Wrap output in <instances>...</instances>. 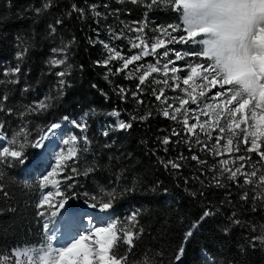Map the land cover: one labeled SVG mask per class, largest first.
I'll return each mask as SVG.
<instances>
[{"label":"trees","instance_id":"16d2710c","mask_svg":"<svg viewBox=\"0 0 264 264\" xmlns=\"http://www.w3.org/2000/svg\"><path fill=\"white\" fill-rule=\"evenodd\" d=\"M95 1L100 0H0V80L12 79L4 72L17 64L21 69L18 83L0 84V107L12 110L10 115L0 112V122L5 125L0 131L7 146L21 128L31 140L65 116L90 113L85 135L91 143L79 146L78 158L60 176L73 179H65L61 189L67 192L66 185L73 186L78 198L68 200L71 207L86 204L85 192L107 199L101 190H115L118 199L110 211L118 228L127 225V218L133 213L138 214L132 229L137 234L135 246L128 252V245L122 241L120 244L119 252L129 256L128 264H145L146 253L156 264H169L194 224L198 226L184 246L182 264H264V243L259 239L264 235V185L259 182V176L264 174V160L258 152L245 150L249 145L239 143L242 133L235 130L232 152L227 155L231 167L222 165L221 158L213 154L216 131L210 132L211 138L208 133H189L181 111L175 120L163 115L165 108L170 114L174 112L181 86L169 85L165 89L156 72H150L145 84L139 85L142 74L133 69L134 63L123 68L120 59L110 60L105 66L104 49L96 37L110 20L94 15ZM108 8L116 11L119 21L137 26L145 39L160 40L169 24L176 27V38L186 34L172 0H156L155 4L152 0H119L102 11L107 12ZM36 9H41L39 14ZM21 52L23 59L18 60ZM156 55L157 51L149 53L139 64H154ZM53 59L64 63L52 66ZM65 70V84L60 85L61 77L55 73ZM188 75L186 69L184 78ZM157 95H161L160 100ZM40 101L51 107L41 112L27 111ZM113 112L119 113L131 128L119 130L110 121L112 127L105 126L104 131L109 133L105 137L99 125ZM165 138L170 142L163 143ZM17 139L23 142V136ZM237 146L240 152L235 151ZM84 147L88 151H83ZM260 150L264 151V146ZM33 152L35 149L26 147V155ZM194 155L203 163L193 160ZM241 155L250 159H236ZM170 161L179 167L173 168ZM240 164L245 165L244 172L256 171L252 184H244V176L238 174L243 186L238 187L227 179L226 172L221 174L222 168L235 170ZM73 166L80 171L88 167L95 170L88 176H76L71 172ZM0 170V186L4 189L0 192V262L14 264L15 251L45 243L42 218L37 216L36 208L42 197L40 174L18 163L15 167L0 166ZM217 178L224 187L216 186ZM245 191L248 199L242 200ZM205 211L212 214L201 220ZM233 218L240 223H232Z\"/></svg>","mask_w":264,"mask_h":264},{"label":"snow or ice","instance_id":"6c2138e0","mask_svg":"<svg viewBox=\"0 0 264 264\" xmlns=\"http://www.w3.org/2000/svg\"><path fill=\"white\" fill-rule=\"evenodd\" d=\"M136 0H133L135 3ZM155 4L156 0H152ZM261 4H264V0H259ZM173 3V0H172ZM181 0H175L173 6L178 11ZM49 5L46 3L44 8L47 9ZM77 11H83L76 9ZM41 9H36L37 14ZM99 15V13H96ZM168 28H171L173 32L177 29L174 25L169 24ZM237 29L243 33L246 30V25L243 20H241L237 24ZM163 30V29H161ZM264 30V23L256 26L254 30H248L251 40L250 46H245V51L242 55H235L228 59V61L224 64V74L221 75L220 72L213 66V64H209L205 66V70L207 71L209 68L212 71L208 72V75L204 76L203 79L208 81L209 77H211V84L216 85L219 82V89L215 96H224L225 99L220 104H206L204 109L201 110L203 115H208L207 109H218L219 111L215 112V117L213 119V126L219 127V132L224 133L225 127L220 124V118L223 114V110H227V115L229 118L227 120V129L231 135L227 138V143L220 147V149L214 152V155H219L222 152H232V148L230 147L233 144V137L237 136L236 129H240V132L243 134V139L239 141V143H243L245 145H249V137H251L250 145L246 147V151L258 152L261 159H264V151H261V147L264 146L262 143L264 142V48H262L257 41L260 39L258 36V32ZM133 31H137V29H133ZM206 29H197V30H189L186 27H183V32L186 35H180L178 38L179 43H190L192 45H199L200 35L205 32ZM170 35V34H169ZM171 40H177L176 37H170ZM205 44L208 42L205 41ZM164 46L163 40H157V42L151 44V53L155 54L158 48ZM105 48H109L108 44L104 45ZM132 47H138V45L133 44ZM66 49H61L60 51H65ZM27 50L25 49V52ZM56 51V50H54ZM111 51V49H109ZM117 55H119L117 53ZM149 55L148 48L145 47L144 51L140 55H133L130 59H125L123 63V68H128V65L133 61H137L141 59V56ZM169 55L168 51L163 53L164 57ZM184 55H196L206 58L207 52L194 51L192 49H185ZM24 56V52L17 54V59L22 60ZM116 57H110V59ZM184 57L180 54V51L176 52L175 60L180 61ZM208 60V59H207ZM64 63V60L53 59L50 61L52 66H59ZM159 64V60L157 61ZM171 63V61H169ZM105 66H107L108 61L104 62ZM191 68V74L183 79L184 85H190V81H193L195 75L199 73V69L201 65L198 63L195 67ZM149 71H145L142 75L139 76V85H144L146 78L149 76L150 72H157L159 69L156 66L149 64ZM164 75L167 76L169 67L168 63L163 65ZM172 73H176L178 71L177 67H172ZM122 71V69H117V72ZM139 71V69H137ZM21 72L20 65L17 64L14 68L10 70H6L4 72L5 76H11L12 79L3 81L0 80V84L9 83L16 84L19 82V74ZM57 76L61 77L59 83L60 85L65 84V80L63 77L67 74V71H60L55 73ZM107 79V77H106ZM174 80H179L180 77L173 76ZM159 83L160 81H156ZM167 84V80L164 81ZM139 85L137 86L139 88ZM225 85H231L232 87L228 90L231 95L225 96L223 91ZM95 88L96 85H93ZM193 92L196 91L195 88L192 89ZM120 92L123 93L124 90L120 89ZM163 94V90H161V95ZM204 91L202 90L199 95L200 97L204 96ZM136 94L133 93V96ZM161 95H157L156 99L160 100ZM191 104L195 105L198 102V98L195 95H191L189 93ZM126 98V97H125ZM3 100H7V96L3 97ZM236 102V106L234 108H229V105H232ZM180 107L175 108L172 114L169 113L167 108L164 109L163 115L170 119H177V115L180 112V109L183 108L186 104L189 103L186 99L179 100ZM51 105L46 101L38 102L34 107H29L27 109L28 112H41L46 111ZM172 105L169 104L168 108H171ZM7 111V114H12L11 109L5 110L3 107H0V112ZM187 111V110H186ZM195 111V109H192ZM246 112L249 115H246ZM198 114V115H199ZM23 116L24 113H21ZM111 115H118L113 112ZM64 120H68V117H63ZM73 127L80 129L81 132H85L87 130L86 124L80 123L78 121H71ZM183 124L189 133L193 132L194 129L197 128L198 124L200 125L201 131L206 132L205 125L207 121L204 123H200L197 116V123L189 124L188 117L185 115L183 120ZM243 125V127H241ZM5 125L3 122H0V130L4 129ZM117 128L119 130H127L131 128V124L125 123L123 121L117 122ZM56 130L63 131L62 125L59 122H54L48 126L46 130H42L41 134L37 136L35 139H29L28 133L25 129L21 128L20 131L15 133L13 137L8 141L9 146H0V166L7 167H15L16 164H20L24 169H31L33 172L43 174L39 179V187L41 190L47 188L49 185H52L56 188V191H47L46 193L42 191V197L36 204L37 208V216L44 219L45 221H50L51 218L57 216L60 209H65V204L69 199L78 198L77 194L72 191V185L68 184L67 192L62 191L57 185L59 181L56 177L61 173V171H65L68 169L67 161L77 156L79 151L77 147V143L79 140L83 141V144L86 146L90 144V140L85 136H76L70 135L67 138L61 137V144L56 145L55 148H50V145L55 144V137L60 136ZM105 137L109 135L108 131H104L102 133ZM178 134V133H174ZM3 132L0 131V137H3ZM209 138H211V133H208ZM23 136V142L17 139V137ZM223 137L217 135L215 137L216 145H220L221 139ZM169 139L165 138L163 143H169ZM199 143L200 141L197 140ZM14 146V147H13ZM31 147L36 149L37 151L31 153L30 155L25 154L26 147ZM205 147H207L205 145ZM59 148V151L56 150ZM83 151H88L87 147L83 148ZM236 152H240L241 149L239 146L235 149ZM54 159V163H53ZM193 160H197L198 162L203 163L199 160L198 156H192ZM236 159L240 161H248L250 157L248 156H238ZM173 168H178L179 165L175 162H169ZM220 163L222 165L227 166L228 160H221ZM167 166V165H166ZM245 168L244 164H240L235 170L231 168L224 167L221 169V174L225 172L228 174L227 179L235 181L238 187H243L240 185L239 180L237 179L238 174L244 176V184H252L253 181L251 179L252 176H255L257 173L253 171L251 173L244 172L242 169ZM94 167H88L83 171L78 170L77 167H71V172L76 176H88L90 173L94 171ZM3 176V171L0 170V177ZM66 180L73 179L72 176L64 177ZM259 182L261 185H264V174L259 176ZM217 187H224L225 185L221 183L218 178L216 180ZM135 189H128V191H134ZM4 189L0 186V192H3ZM104 197L107 199H98L95 195H90L89 193H83V196L86 198L85 203L88 208L97 209L95 213H86L85 218L87 219V227L83 229V234L80 232L76 233V237H74L71 242L66 245H53L54 237L52 235L47 236V242L44 247L41 248H25L22 250V257L27 259L28 264H128L129 256L127 254L121 255L119 252L121 241L123 244L128 245V252H131L132 248L135 246V237L136 233L133 232V228L136 227L137 223V213H133L131 216L127 218V225L124 227L118 228L116 218L114 217V213L110 210L114 208V204L118 199V193L113 191H103ZM166 191V190H165ZM59 198V199H57ZM242 200L248 199V192L245 191L241 195ZM68 209H65L67 212ZM103 214V215H101ZM212 213L210 211H205L201 217V220L207 218ZM232 223L239 224L240 221L238 219L233 218ZM129 225L131 227H129ZM198 226V224L193 225V229L189 230L185 233L183 243L178 247V249L173 253L172 257L169 260V264H181V259L184 254V246L187 241L191 239L194 234V229ZM42 229L47 231L49 229V222L43 223ZM142 232L143 230L140 229ZM225 233L227 234L228 229L225 228ZM259 239L262 243H264V235L260 236ZM254 246V243H253ZM156 264L155 259L152 258L149 254H145V264ZM19 264V261L16 262Z\"/></svg>","mask_w":264,"mask_h":264},{"label":"rangeland","instance_id":"374dc122","mask_svg":"<svg viewBox=\"0 0 264 264\" xmlns=\"http://www.w3.org/2000/svg\"><path fill=\"white\" fill-rule=\"evenodd\" d=\"M118 1L119 0H100L99 2L95 1V5L93 6V9H94V15H96V13H99L100 17L103 18V21L106 19L110 20L109 22H106L105 26L102 27L103 29L100 32H98V35L96 37L97 41H99V43H101V45L103 46L106 61L120 59L121 64L123 65L125 59H130L131 56L133 55H140L144 51L145 47H147L149 53H151V44L157 42V40L151 41L150 39H145L140 34V29L137 26L132 25V24H126V23L119 21L115 10L108 8L107 12L102 11L104 7H109L111 3H117ZM98 6H100V9L97 8ZM133 29H137V31H133ZM182 30H183V26H182ZM263 32L264 30H261L260 32H258V36L260 38L261 36H264ZM173 34L174 32L172 31V29L169 30V28L163 31L162 38L160 40L164 41V46L156 50L157 55L154 56V59H153L154 64L148 63L142 67L139 64V61L146 56H141L140 60L132 62L134 63L133 69L135 68L136 72H140L141 74H143L145 71H149L148 66L149 64H151L153 66H156L159 69V71H157L156 73L157 75H159L158 79L160 78L163 81V86L165 89L169 85H171L172 88H177L178 86H181L182 92L177 97V100H176L177 106H175L174 109L180 107V103H179L180 99L188 100L189 103L184 106L185 108L180 109L182 113L181 117H185V115H187L189 124L197 123V116H198L200 123H204L205 121H207V124L205 125L206 132L201 131L199 124L197 128L193 130V132L197 131L198 133L201 132V133L206 134V133H210L211 131H216L214 137H216L217 135H220L223 137L221 139L220 145H216V142L214 143L213 149L215 151H218L221 146L227 143V138H228V133H229L227 129V120L232 119V118L228 117L226 109L223 110V114L221 115V118H220V124L225 127V132L220 133L219 127L213 126V119L215 117V112L219 111L218 109H215L214 107L212 109H207L208 115H203L199 113H201V110L204 109V106L206 104H213V105L220 104L225 99V97L215 96V93L218 90H220L219 82L216 85H212L211 77H209L208 81H205L203 79L204 76L208 75V72L212 71V69L210 68L207 71L205 70V66L211 64V62L207 60V58H204L201 56L184 55L185 49L194 50V48H196V51H201L200 46L192 45L188 42L183 43V44L179 43L178 38L177 40L173 41L170 39V37H176ZM259 40L257 41V43L260 45ZM105 44H108L109 48H105L104 47ZM133 44L138 45V47H135V48L132 47ZM109 49H111V51H109ZM124 50L126 52H124ZM129 51H135V53L128 54ZM165 51H168L169 53L167 57L163 56V53ZM177 51H180V54L184 57L180 61L175 60V55ZM117 53L119 55H117ZM110 57H116V58L110 59ZM186 57L194 58V60L187 61L185 60ZM158 60H159V64L157 63ZM169 61H171V63H169ZM165 63H168V67H169L167 76L164 75V69H163V65ZM198 63L201 65L199 69V73L194 76L193 81H190V85H184L183 79H184V73L186 69L189 70V75L191 74V68L189 67V64H191L192 67H195L196 64ZM172 67H177L178 69V71L175 74L172 73L170 70ZM137 69H139V71H137ZM173 76H178L180 77V79L174 80ZM165 80H167V84L164 83ZM231 87H232L231 85L224 86L223 91L225 93V96L231 95V93L228 91ZM193 88L196 89L195 92L192 91ZM202 90L204 91L205 94L203 97H200L199 93ZM189 93H191V95L197 96L198 98L197 104L195 105L191 104ZM235 106H236V102H234L232 105H229L228 107L234 108ZM192 109H195V111H192ZM117 114L118 115L109 114L105 116L104 122H102L99 125V128L102 132L105 130V126L112 127V125H110V121H113L115 126L117 127V122L122 121L120 119L121 117L120 114L119 113ZM89 115L90 113H86L84 115H81L80 117H74L70 115V116H67L68 120H64L62 118L56 121L62 125L63 131L60 132V130H56L58 133H60V136L54 138L55 144L50 145V148H55L56 145L58 144L62 146L61 137L67 138L70 135H76L78 137L85 136L87 130L85 132H81L80 129L73 127L71 121H78L80 123L86 124V119L87 117H89ZM246 115H249V114L246 112ZM241 127H243V125H241ZM236 131H240V129L238 128L236 129ZM242 137H243V134H242ZM250 141H251V137H249V145H250ZM82 143H83L82 140L78 141L77 143L78 149ZM0 145L7 146V141L4 136L0 137ZM56 150L59 151V148H56ZM228 154L229 152L225 151L217 156L220 157L221 160H225V159L228 160L227 159ZM73 159H75V157L67 161V164H69ZM53 163H54V159H53ZM228 166L231 167L229 160H228ZM63 173L64 171H61V173L56 177V179L59 181V184L57 185V187H59L60 189L62 188L61 187L62 182L65 181V179L60 178V176L63 175ZM43 174L45 173L41 172L39 176L41 177ZM49 190L54 192L56 191V188L53 187L52 185H49L47 188L43 189L42 191L46 193ZM65 209H68V211L65 212ZM65 209H60L57 216L54 218H51L50 221H45L44 219H42L43 223L49 222V229L47 231L44 230V233L46 236L45 244L40 247H32V248L44 247L46 245L48 235H52L54 237L53 245H66L67 243L71 242V240L74 237H76L77 232H80L81 234H83V229L87 227V219L85 218L86 213L97 212V209L88 208L86 204H81L76 207H71L69 201L66 202ZM75 215L76 217H74ZM70 235H72V237H70ZM22 250L23 249H20L14 252L12 263L16 264V262L19 261V264H28L27 259L22 257L21 255ZM1 264H8V263L2 262Z\"/></svg>","mask_w":264,"mask_h":264},{"label":"clouds","instance_id":"9594fccd","mask_svg":"<svg viewBox=\"0 0 264 264\" xmlns=\"http://www.w3.org/2000/svg\"><path fill=\"white\" fill-rule=\"evenodd\" d=\"M178 14L183 27L206 29L199 37L200 50L207 52L206 58L223 75L228 59L250 46L248 30L264 23V4L259 0H181ZM241 20L246 25L243 33L237 29Z\"/></svg>","mask_w":264,"mask_h":264},{"label":"bare ground","instance_id":"6f19581e","mask_svg":"<svg viewBox=\"0 0 264 264\" xmlns=\"http://www.w3.org/2000/svg\"><path fill=\"white\" fill-rule=\"evenodd\" d=\"M259 42H260V46H261L262 48H264V36H261ZM74 217H76V215H75ZM75 219H76V218H75ZM67 237H69V236H67ZM70 237H72V235H70Z\"/></svg>","mask_w":264,"mask_h":264}]
</instances>
